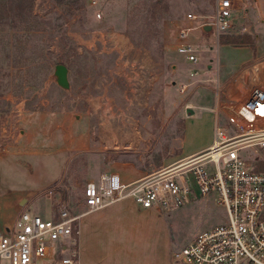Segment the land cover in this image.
I'll return each instance as SVG.
<instances>
[{"label": "rangeland", "instance_id": "374dc122", "mask_svg": "<svg viewBox=\"0 0 264 264\" xmlns=\"http://www.w3.org/2000/svg\"><path fill=\"white\" fill-rule=\"evenodd\" d=\"M94 1L0 0V126L5 122L22 130L30 121L39 124L41 115L64 109L83 110L92 117L98 113L104 117V125L110 124L108 119H117V115L134 122L120 128L126 133L123 137L118 135L117 128L103 127L102 139L108 146L123 148L125 142L130 144L131 149L125 155L73 148L60 150L58 146L47 148L35 141L33 150L37 157L29 160L23 156L25 154L17 153L23 139L22 134L19 135L16 146L0 154V192L21 188L26 183L25 178L33 176L28 181L30 187L34 186V193L29 191L25 201V208L32 211L50 214L62 207L72 212L82 209L84 182L106 171L107 159L132 156L142 165H157L180 150L176 135L181 133L184 117L189 113L184 106L193 79L178 85L182 80L177 75L182 73L176 67L182 63L185 68L190 62L175 51L176 37L184 24L181 21L185 20L184 14L192 11L202 13L206 18L212 11V0ZM263 20L264 2L254 13L247 12L246 7L244 14L237 16L234 30L221 34L218 40L212 37L208 49L199 52L200 61L190 63L210 83L212 99L222 89L215 76L207 73V64L211 63V54L215 52L213 46L230 40L233 44L252 43L258 22ZM198 34L197 31L190 32L189 40L198 42ZM137 58L150 59L153 68L161 60L164 87L157 89L154 100L142 102L140 96L142 109L126 110L124 115L116 110L115 102L106 94L105 71L113 61L122 60L127 64V60ZM59 62L68 69L67 87L56 80L54 67ZM141 75L140 71L120 74V89L128 97H122L125 102H130L131 97L127 83L130 80L137 82ZM96 78L101 79L98 90L94 85ZM245 89L239 84L237 92L242 93ZM97 91H101L100 96H96ZM18 102L24 105L19 115L15 110ZM220 115L221 122L232 127L225 116ZM206 116L199 114L194 118L186 145L208 137L212 123ZM144 119H150V125H145ZM161 121L167 122L161 125ZM195 126L197 136L193 137ZM241 153L249 165L264 171V148L253 151L247 147ZM189 206L169 214H157L150 222L155 234H146L147 246L163 250L171 263L172 251L200 226L199 215ZM11 209L0 207V211L5 212ZM65 255H69L68 250H61L53 260L38 259L37 263L64 264L60 258ZM0 264L9 262L3 259Z\"/></svg>", "mask_w": 264, "mask_h": 264}, {"label": "built area", "instance_id": "2783aa9c", "mask_svg": "<svg viewBox=\"0 0 264 264\" xmlns=\"http://www.w3.org/2000/svg\"><path fill=\"white\" fill-rule=\"evenodd\" d=\"M212 1L206 18L192 11L184 14L175 51L190 63L199 62V52L208 48L197 47L188 34L199 27L218 40L234 30L237 16L244 14L250 0ZM197 74L192 67L189 75ZM245 90L215 104L213 110L223 114L232 127L216 119L212 142L203 151L131 181H123L115 171L101 172L84 182L83 207L78 211L62 207L47 214L21 209L13 223L0 230V261L38 264V259L53 260L61 250H68L61 262L78 264L81 217L131 198L166 214L191 205L199 215L200 226L172 251L173 263L264 264V171L249 165L241 153L247 147L264 148V81L255 79ZM257 91L262 95L255 98ZM15 107L18 115L24 109L20 102ZM21 133L15 124L3 122L0 154L16 146Z\"/></svg>", "mask_w": 264, "mask_h": 264}, {"label": "crops", "instance_id": "0c3cea01", "mask_svg": "<svg viewBox=\"0 0 264 264\" xmlns=\"http://www.w3.org/2000/svg\"><path fill=\"white\" fill-rule=\"evenodd\" d=\"M262 2L264 0H250L249 5L246 6L247 12H256L257 7ZM181 21L184 22L183 19ZM193 31L199 32V41L193 43L199 48H208L207 44H211L213 35L199 27L191 32ZM213 48L215 52L211 54V63L207 64V73L215 76L218 84H222L220 94L218 93L213 99L210 96V83L200 73L195 76L189 75L192 64L188 63L189 65L182 68L183 64L181 63L179 67H176L182 73V75H177L182 80L178 85L193 79L190 84L191 93L184 106L189 110V113L184 117L181 133L176 135L179 138V152L157 165L150 163L148 166L138 163L134 157L131 158L132 156L129 158L107 159V169L104 172L115 171L123 181H131L160 166L179 163L188 156L203 151L210 145L213 139L212 127L214 122L216 119L221 122L220 113L213 110L218 100L240 95L241 92H237L239 84L246 87L245 85L251 80L258 78L264 80V20L258 22L255 39L252 43L233 44L229 41H222ZM125 62L122 60L119 62L113 61L111 65L106 67V83H104L107 96L115 102L116 110L124 115H126L124 113L126 110L138 111L142 109L140 106L142 103L139 101L140 96H142V102L144 100H154V93L157 89L164 87L161 60L157 62V67L155 65L154 68L150 59L137 58L127 60V64ZM198 68L202 70L201 66ZM123 69L126 71H123ZM136 71L142 73V78L137 82L130 80L127 83L131 95L130 102L127 103L122 98L124 96L128 99L123 89H120V74H132ZM99 82L101 83V79L96 78L94 85L97 90ZM100 92L97 91L96 96H100ZM261 95L262 93L257 91L255 98ZM199 114L207 115V120L213 124H211L208 137L194 144L186 145L189 135L188 129L191 125H194V118ZM104 121V117L99 116L98 113L95 117H92L87 116L83 110L74 109L70 111L64 109L47 112L40 116L39 124H31L30 121L26 124V128L22 129L21 149L19 152L17 150V153L25 154L24 157L34 160L37 155L33 147L35 141H37V144L44 145L47 148L58 146L60 150L73 148L82 149L85 152L96 150L98 153L115 152L125 155V152L131 149L130 144L125 142L123 148L108 146L107 141L102 139L103 127H115L118 135L123 137L125 131L120 128L127 125L131 126L134 122L124 119V116L121 115H117V119H108L109 125H104ZM150 121V119L143 120L147 123L145 124L147 126L150 125ZM166 122L161 121V125ZM169 122L172 121L169 120ZM194 129L193 137L197 136L196 126ZM159 137H161V133H159ZM29 178L33 179V176H29ZM29 178H25L27 179L26 183L21 188H11L0 192V207L12 208L9 212L0 211L1 230L10 226L19 211L25 208V201L29 197L28 192L32 191L34 193L35 188L33 185L30 187ZM50 181L51 179L48 182ZM28 184L29 187H26ZM189 207L194 213L193 207L191 205ZM160 213L153 207H142L133 199L126 198L84 214L80 219V230L77 239L78 264H175L166 259L163 250L151 248L145 242L146 234H155L150 222L154 216Z\"/></svg>", "mask_w": 264, "mask_h": 264}, {"label": "water", "instance_id": "95a60500", "mask_svg": "<svg viewBox=\"0 0 264 264\" xmlns=\"http://www.w3.org/2000/svg\"><path fill=\"white\" fill-rule=\"evenodd\" d=\"M208 27L209 26H206V28ZM67 72H68V69L64 63L59 62L55 64L54 73L56 75V80L60 85L64 87H67L69 85Z\"/></svg>", "mask_w": 264, "mask_h": 264}, {"label": "trees", "instance_id": "16d2710c", "mask_svg": "<svg viewBox=\"0 0 264 264\" xmlns=\"http://www.w3.org/2000/svg\"><path fill=\"white\" fill-rule=\"evenodd\" d=\"M233 40H230L229 42H232Z\"/></svg>", "mask_w": 264, "mask_h": 264}]
</instances>
